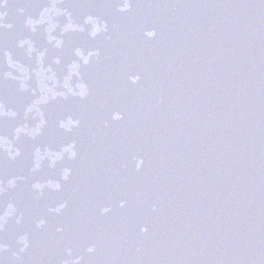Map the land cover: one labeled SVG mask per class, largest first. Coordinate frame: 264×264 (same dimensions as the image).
Segmentation results:
<instances>
[{
	"label": "water",
	"instance_id": "water-1",
	"mask_svg": "<svg viewBox=\"0 0 264 264\" xmlns=\"http://www.w3.org/2000/svg\"><path fill=\"white\" fill-rule=\"evenodd\" d=\"M0 264H39L30 226L0 39Z\"/></svg>",
	"mask_w": 264,
	"mask_h": 264
},
{
	"label": "clouds",
	"instance_id": "clouds-1",
	"mask_svg": "<svg viewBox=\"0 0 264 264\" xmlns=\"http://www.w3.org/2000/svg\"><path fill=\"white\" fill-rule=\"evenodd\" d=\"M90 251H91V249H90Z\"/></svg>",
	"mask_w": 264,
	"mask_h": 264
}]
</instances>
